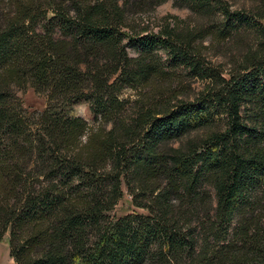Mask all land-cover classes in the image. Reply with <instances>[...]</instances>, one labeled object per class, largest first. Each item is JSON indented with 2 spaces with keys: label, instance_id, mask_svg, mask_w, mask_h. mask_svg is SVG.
<instances>
[{
  "label": "trees",
  "instance_id": "1",
  "mask_svg": "<svg viewBox=\"0 0 264 264\" xmlns=\"http://www.w3.org/2000/svg\"><path fill=\"white\" fill-rule=\"evenodd\" d=\"M165 1L0 0V241L12 264H264L263 52L226 79L200 69L212 87L193 102L120 117L119 91L161 71L145 37L141 55L125 52L126 10ZM170 1L219 8L223 28L246 20L219 0ZM178 43L166 40L169 54L188 59ZM25 87L45 95L31 117L13 93ZM80 101L109 128L63 112ZM217 114L223 130L166 146ZM122 182L145 215L108 216Z\"/></svg>",
  "mask_w": 264,
  "mask_h": 264
},
{
  "label": "rangeland",
  "instance_id": "2",
  "mask_svg": "<svg viewBox=\"0 0 264 264\" xmlns=\"http://www.w3.org/2000/svg\"><path fill=\"white\" fill-rule=\"evenodd\" d=\"M219 3L229 12L242 13L246 20L234 28H223L225 19L219 8L209 14H198L170 0L152 7L127 8L125 13L127 26L122 29L127 35L123 40L125 52L131 58L141 55L135 40L137 37H145L151 42L152 59L161 71L152 81L124 86L119 91L116 99L121 104L120 117L123 120L129 121L141 111H165L181 103L193 102L212 87L209 79L201 75L200 69H211L220 78L226 79L239 67L243 57L248 53L260 49L264 54V38L261 35L262 30L264 31V20L256 17L259 14L260 0H219ZM3 7V3H0V12ZM169 38L176 44L181 42L183 46H187L185 49L189 53L188 59L177 60L169 54L166 45ZM13 93L21 102L26 117L39 114L45 108V95L35 92L30 87L14 89ZM249 110L247 104L239 110L240 121L245 125L249 123L247 120ZM63 112L67 116L82 119L88 129H94L99 125L108 129L110 126L108 123L102 124L100 119L95 120L84 101L64 108ZM214 119L216 123L213 127L191 132L167 142L166 146L179 148L188 138H199L212 131L223 130L225 117L217 114ZM120 190V199L108 213L110 218L131 213L146 214L145 210L134 207L124 182ZM0 264H12L8 256L7 233L0 241Z\"/></svg>",
  "mask_w": 264,
  "mask_h": 264
}]
</instances>
